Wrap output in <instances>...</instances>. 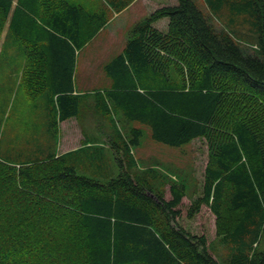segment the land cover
<instances>
[{
  "label": "trees",
  "instance_id": "trees-1",
  "mask_svg": "<svg viewBox=\"0 0 264 264\" xmlns=\"http://www.w3.org/2000/svg\"><path fill=\"white\" fill-rule=\"evenodd\" d=\"M133 1L105 0L107 9L91 13L66 0H0V37L10 22L30 57L27 92L56 97L60 121L85 107L73 94L76 53L110 11ZM203 1L207 15L195 0H177L137 24L105 67L111 86L93 94V108L144 124L158 143L206 142L202 194L188 218L210 209L229 248L223 261L206 234L179 223L186 180L140 168L133 150L143 130L131 128L104 134L107 146L86 138L59 156L40 143L34 160L0 157V264H264V0ZM106 149L122 168L117 177L79 174L110 161Z\"/></svg>",
  "mask_w": 264,
  "mask_h": 264
},
{
  "label": "rangeland",
  "instance_id": "rangeland-1",
  "mask_svg": "<svg viewBox=\"0 0 264 264\" xmlns=\"http://www.w3.org/2000/svg\"><path fill=\"white\" fill-rule=\"evenodd\" d=\"M70 1L94 10L101 8L100 0ZM103 1L105 4V0ZM195 1L207 15L208 10L204 1ZM176 2L177 0H139L128 11L113 18L110 26L90 41L86 51H83L77 58L74 78L78 92L87 91V93H78L84 96L81 98V102L85 104V107L81 110L79 117H75L73 121H67L63 125L56 110V98L52 102L49 95L43 99L42 97L36 99L28 94L23 79V68L20 66L21 51L16 46L13 50L11 43L6 41L5 36L2 35L0 37V157L6 161L20 163L24 160L36 159V150H38L36 147L40 143H43L44 147L47 146L45 151L54 152L58 149L66 151L79 146L80 132L84 139L87 138L97 145H102V141L107 139V137H103L104 134L112 135L116 131H121L126 135L131 128H140L143 130L141 143L133 150L140 168L158 165L161 171L169 175L178 174L181 179L186 180L187 197L184 198L181 205L182 216L179 223L193 234H206L209 243H212V252L215 256L221 257V255L228 254L229 248L220 240L216 241L215 216L210 209L203 206L200 213L193 219L188 218L189 207L202 194L204 169L208 155L206 142L196 140L180 147L158 143L153 140L151 129L144 124L127 122L122 114L99 116L93 108V94L111 86L105 67L124 51L135 26L161 6ZM113 15L114 12L110 11L108 17L112 18ZM166 21L156 24V27L166 31ZM21 109L24 110V116H19ZM16 113L17 116H15ZM23 117L26 122L15 121L16 118L18 120ZM53 122H57L54 128ZM85 143L86 141H83V145ZM103 145L107 146L105 141ZM106 154L108 158L111 157L110 161L106 160L102 166L90 167L86 171L80 170L79 166V174L103 182L117 177L122 168L113 152H108L106 149ZM172 176L174 177V175ZM190 187L193 188V192ZM169 189L170 187L167 185V199L171 198ZM257 250L264 252V232ZM220 257L219 260L222 262Z\"/></svg>",
  "mask_w": 264,
  "mask_h": 264
},
{
  "label": "crops",
  "instance_id": "crops-1",
  "mask_svg": "<svg viewBox=\"0 0 264 264\" xmlns=\"http://www.w3.org/2000/svg\"><path fill=\"white\" fill-rule=\"evenodd\" d=\"M69 4L71 3V4H75V5H80V4H76L75 2H72V1H70V0H66ZM101 1V8L100 9H93V8H88V7H86V6H84V5H80L81 7H83L84 9H86L87 11H89V12H91V13H93L94 11H99V10H102V11H104V9H107V6H105L104 7V1L103 0H100ZM137 1H139V0H135V1H133V3L129 6V7H127L125 10H123L121 13H119V14H123V13H125L126 11H128L129 9H130V7H132L135 3H137ZM16 4V3H15ZM118 13H115L114 15H113V17L112 18H110V20L108 19V22H107V24L103 27V29L101 30V31H99L98 32V34H100V33H102L108 26H110V22H111V20L113 19V18H115L117 15H119ZM97 34V35H98ZM4 36H5V39H6V41H8V42H10L11 43V46H13V50L15 49V46L16 47H18V50H21V59H20V62H21V67L23 68V75H24V72H26V71H28L29 70V68H30V57H29V55L25 52V49H24V47H23V45H21V46H19L18 44H16L15 45V43H14V34H13V29L11 28V26H10V22H8V24H7V26H6V29H5V32H4V34H3ZM89 44H90V42L89 43H87L79 52H77L76 53V61H75V69H76V64H77V58H78V56H80L81 55V53L83 52V51H86V49L88 48V46H89ZM74 69V72H73V83H74V95H79L78 93H87V91L86 92H78V89H77V84L75 83V81H74V78H75V76H76V70ZM56 98V97H55ZM21 114L19 115V116H24V110L23 109H21L20 111H19ZM15 116H17V113H16V115ZM15 121H19V122H22V121H24V122H26V120L24 119V117L23 118H19L18 120H17V118L15 119ZM61 122V124L63 125V123H65V122H67V121H60ZM81 133V135H80V137H81V140H80V144H79V146L77 147V148H71V149H68V150H66V151H61L60 149H58V150H56V154L59 156V155H63V154H65V153H68V152H71V151H74V150H76V149H79L80 148V146L81 147H83L84 145H83V141H85V139H84V137L82 136V132H80ZM103 142L104 141H102V145H103ZM62 146H63V144H62ZM216 241H217V239H216Z\"/></svg>",
  "mask_w": 264,
  "mask_h": 264
}]
</instances>
